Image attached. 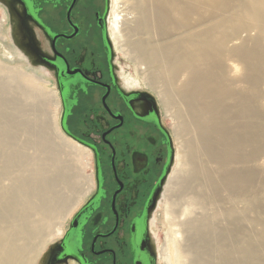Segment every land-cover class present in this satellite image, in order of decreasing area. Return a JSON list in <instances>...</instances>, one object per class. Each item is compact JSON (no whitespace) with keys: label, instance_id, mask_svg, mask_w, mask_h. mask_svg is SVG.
Returning a JSON list of instances; mask_svg holds the SVG:
<instances>
[{"label":"bare ground","instance_id":"6f19581e","mask_svg":"<svg viewBox=\"0 0 264 264\" xmlns=\"http://www.w3.org/2000/svg\"><path fill=\"white\" fill-rule=\"evenodd\" d=\"M109 1L116 51L173 122L177 169L159 203L166 231L158 259L170 264L171 250V264H264V0ZM7 68L0 66V264H35L45 243L60 238V229L48 234L54 221L92 192L93 176L81 174L91 154L59 130L56 94ZM258 236L263 246L264 222Z\"/></svg>","mask_w":264,"mask_h":264},{"label":"flooded vegetation","instance_id":"af4514ba","mask_svg":"<svg viewBox=\"0 0 264 264\" xmlns=\"http://www.w3.org/2000/svg\"><path fill=\"white\" fill-rule=\"evenodd\" d=\"M45 38L61 128L91 154L94 188L46 264H157L150 217L173 165L156 100L112 62L109 0H11Z\"/></svg>","mask_w":264,"mask_h":264},{"label":"rangeland","instance_id":"374dc122","mask_svg":"<svg viewBox=\"0 0 264 264\" xmlns=\"http://www.w3.org/2000/svg\"><path fill=\"white\" fill-rule=\"evenodd\" d=\"M15 4L11 0H0V66L8 67L12 71L18 72L21 74H26L25 76H30L33 78V82L37 90H41L43 94L47 95L50 92H54L58 98V102L60 104V99L55 87V77L51 69H49L41 60L40 54L47 55V43L45 38L39 35L36 31V28L29 24L27 21H24L19 10L16 9ZM110 12V1H109V11ZM108 20V16H107ZM108 34V30H107ZM110 44L112 47L113 53V64L119 68L118 74L121 80L127 84V86L133 89H139L153 95V98L156 100L159 112V119L162 123L163 127L168 131L172 146H173V165L171 166V171L167 175L166 180L162 184V190L159 192V196L157 199L156 207L151 213L150 217V236L151 243L155 249L157 255V264H166L164 260L158 259V249L162 247L164 244V231H166V227L163 224V214H162V206L159 204L162 201V194L165 190L166 183L170 179V175L172 174L173 169L176 168V158L177 149L175 138L173 134V122L170 118L165 117L164 112L160 103L158 102L157 97L152 93L144 83L138 77H134L133 68L129 62L124 60L122 54L116 51L113 42L108 34ZM260 98L258 99V103H264V86H259ZM59 130L65 135L68 139L71 140L72 143L77 144L73 139L67 136L61 128V105L58 111L57 117ZM264 153V152H263ZM264 156V155H262ZM85 164V163H84ZM93 161L91 157L90 167H85L84 171L81 172L84 178L93 176ZM174 171V170H173ZM260 178L257 179V198L259 200V204L257 206V249L260 250L261 255L264 261V244L259 242V233L262 231V223L264 222V172H259ZM165 185V186H164ZM62 191L64 194L69 193V189L65 188ZM76 200V199H75ZM85 200V199H84ZM84 200L81 202L83 203ZM160 205V206H159ZM81 204L79 205V207ZM158 206V208H157ZM79 207L68 217L66 215H60L52 224L49 235L54 234V231L60 229L62 232L64 231L66 225L68 224L71 217L76 213ZM66 218L64 219L63 218ZM153 219V229L152 222ZM48 237V236H47ZM45 237V238H47ZM47 240V239H46ZM57 240L49 243H45V246L40 253L39 257L36 260L35 264H46L47 257ZM162 244V245H161ZM169 255V263L171 264V250H168ZM264 263V262H263Z\"/></svg>","mask_w":264,"mask_h":264}]
</instances>
